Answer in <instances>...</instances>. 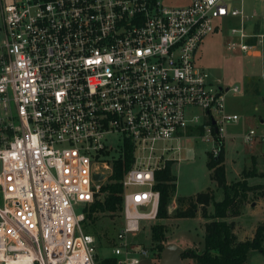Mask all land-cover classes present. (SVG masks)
I'll use <instances>...</instances> for the list:
<instances>
[{
    "label": "built area",
    "instance_id": "1",
    "mask_svg": "<svg viewBox=\"0 0 264 264\" xmlns=\"http://www.w3.org/2000/svg\"><path fill=\"white\" fill-rule=\"evenodd\" d=\"M238 1L1 0L0 263L98 264L88 210L128 142L134 161L112 256L158 262V247L141 241L158 219L155 171L172 159L157 144L200 136L218 156L226 124L240 119L227 110V94L240 87L197 64L200 45L240 17L230 28L240 49L264 55V32L244 29L261 16ZM243 140L264 143V132L251 128Z\"/></svg>",
    "mask_w": 264,
    "mask_h": 264
},
{
    "label": "rangeland",
    "instance_id": "2",
    "mask_svg": "<svg viewBox=\"0 0 264 264\" xmlns=\"http://www.w3.org/2000/svg\"><path fill=\"white\" fill-rule=\"evenodd\" d=\"M9 2L10 0H3ZM169 5H186L190 0H166ZM239 1L236 0V3ZM247 8L258 3L264 6L260 0H244ZM264 17V16H263ZM240 17H231L221 21L219 28L207 36L200 45L196 61L203 67L210 77L217 83L225 86L240 87L238 93L227 94V110L237 112L240 119L237 122L226 124L225 160L226 175L229 183L246 182L249 187H255L244 191L239 188L238 210L239 214L228 217L229 222L235 221V232L238 240H246L253 237L259 224L264 223V177H246L244 171H249L256 160L258 172L264 171V143L256 141L253 144H245L243 134L251 128L259 132H264V123H261L260 116L264 117V107L262 96L264 95V55L244 52L239 45L241 38L233 35L230 28L241 26ZM3 18L0 8V44L3 43ZM245 31L264 32V22L257 19L251 22L246 21ZM250 43L254 38L248 39ZM234 44L231 48L230 45ZM110 143L114 146V155H118L120 140L118 136H113ZM160 148L168 146L170 149L164 153L165 158L175 160L173 172L177 176V196H189L208 190L214 191L215 200L223 198V191L217 182L212 178V170L207 166V162L212 155L211 141H204L200 136L182 138L181 140H171L159 142ZM174 147V148H172ZM180 148V149H179ZM162 149L157 154L162 153ZM174 198L169 205L170 217L157 219L149 222L141 241L147 245H157L152 236L154 224L163 222L166 225V242H173L170 239L181 241L180 246L186 253L182 257L183 264H194L196 260L192 258V252L202 251L204 248L205 224L201 215V210L195 217H177ZM177 202V198H176ZM0 204H2V194L0 192ZM178 204V203H177ZM83 208L76 207V212H83ZM208 212H213V205L208 207ZM124 224L123 216L99 213L95 221H90L89 231L96 234L100 239L99 259L112 256V246L115 243V234ZM176 243V242H174ZM2 264V263H0ZM142 264H156L151 260ZM197 264V263H196ZM247 264H264V254L259 250H252Z\"/></svg>",
    "mask_w": 264,
    "mask_h": 264
},
{
    "label": "trees",
    "instance_id": "3",
    "mask_svg": "<svg viewBox=\"0 0 264 264\" xmlns=\"http://www.w3.org/2000/svg\"><path fill=\"white\" fill-rule=\"evenodd\" d=\"M264 104V95H263ZM134 148L131 143H127L123 159H119L114 164V172L109 180L101 188L99 197L92 203L88 210V224L95 221L99 213L123 216V194L124 186L122 179L134 161ZM225 146L222 145L221 153L211 155L207 166L212 170V178L217 182L223 191V198L215 200L214 191L199 192L195 195L178 196L176 216L180 218L195 217L201 210V215L205 222L204 248L202 251L192 252V258L197 264H247L252 250H259L264 254V223L259 224L252 238L238 240L235 232V221L229 222L228 217L237 216L239 188L244 191L255 187H249L246 182L229 183L226 175ZM175 160L169 159L164 166L155 171L156 183L154 188L160 192L158 218L170 217L169 205L172 202L177 189V176L173 172ZM246 177H264V171L258 172L256 160L249 171H244ZM213 205V212H208V207ZM167 228L163 222L154 224L152 236L161 253L165 247ZM186 253H182V257ZM98 264H117L113 256L99 259Z\"/></svg>",
    "mask_w": 264,
    "mask_h": 264
},
{
    "label": "water",
    "instance_id": "4",
    "mask_svg": "<svg viewBox=\"0 0 264 264\" xmlns=\"http://www.w3.org/2000/svg\"><path fill=\"white\" fill-rule=\"evenodd\" d=\"M183 252L184 249L177 243H167L161 253L159 264H183Z\"/></svg>",
    "mask_w": 264,
    "mask_h": 264
},
{
    "label": "crops",
    "instance_id": "5",
    "mask_svg": "<svg viewBox=\"0 0 264 264\" xmlns=\"http://www.w3.org/2000/svg\"><path fill=\"white\" fill-rule=\"evenodd\" d=\"M260 1H262V0H260ZM263 2V1H262ZM0 8H1V0H0ZM252 8L254 9V10H257L258 11V13L260 14V16H261V18H259V19H257V20H259V21H261V23H262V21L264 22V6L263 5H259L258 3H256V4H254V5H252ZM262 99H263V96H262ZM261 99V100H262ZM262 105H263V107H264V104H263V101H262ZM231 113H237V112H231ZM259 118H260V121H261V123H264V117H262L261 116V114H259ZM195 195V194H194ZM178 196H177V194H175V196H174V204H175V206H173L172 208H176L177 206H178V204H177V202H176V198H177ZM205 221H204V224H205V222L207 221L205 218H203ZM171 241H173V242H176L178 245H180L181 243V241H179V240H177V239H170ZM204 246V245H203ZM160 260V259H159ZM159 260H158V262H156V264H159ZM151 261L152 262H155V260L154 259H151ZM194 264H196V263H194Z\"/></svg>",
    "mask_w": 264,
    "mask_h": 264
}]
</instances>
